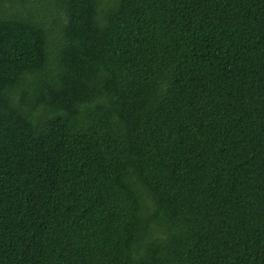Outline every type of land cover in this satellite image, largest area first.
<instances>
[{
	"label": "trees",
	"instance_id": "obj_1",
	"mask_svg": "<svg viewBox=\"0 0 264 264\" xmlns=\"http://www.w3.org/2000/svg\"><path fill=\"white\" fill-rule=\"evenodd\" d=\"M0 264H264V0H0Z\"/></svg>",
	"mask_w": 264,
	"mask_h": 264
}]
</instances>
